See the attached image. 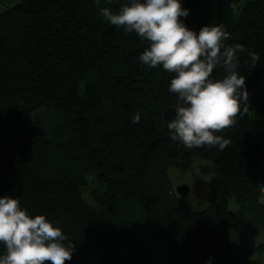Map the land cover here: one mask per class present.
<instances>
[{"label":"trees","instance_id":"trees-1","mask_svg":"<svg viewBox=\"0 0 264 264\" xmlns=\"http://www.w3.org/2000/svg\"><path fill=\"white\" fill-rule=\"evenodd\" d=\"M126 2L20 0L0 11V197L75 242L65 264H264V242L254 253L246 242L264 229V0H180L188 28L223 26V43L243 47L237 71L252 109L216 133L231 141L222 151L170 138L175 74L142 63L148 42L101 15ZM195 158L212 173L215 205L201 210L167 172Z\"/></svg>","mask_w":264,"mask_h":264},{"label":"clouds","instance_id":"clouds-1","mask_svg":"<svg viewBox=\"0 0 264 264\" xmlns=\"http://www.w3.org/2000/svg\"><path fill=\"white\" fill-rule=\"evenodd\" d=\"M101 15L148 42L139 56L142 63L162 65L175 74L168 91L176 94L177 104L165 121L170 138L189 149L224 150L231 141L216 133L248 112L245 76L237 71V53L243 47L223 43L229 38L223 26L205 24L198 32L188 28L180 19L188 15L180 0H128L116 13L105 7ZM251 59L255 65L259 57L253 54ZM217 67L224 70L221 78L212 77ZM139 120L137 113L133 123ZM260 192L257 202L264 204V188ZM0 243L5 249L0 264H65L76 247L45 215L30 216L18 198L8 195L0 197Z\"/></svg>","mask_w":264,"mask_h":264},{"label":"rangeland","instance_id":"rangeland-1","mask_svg":"<svg viewBox=\"0 0 264 264\" xmlns=\"http://www.w3.org/2000/svg\"><path fill=\"white\" fill-rule=\"evenodd\" d=\"M19 1L20 0H0V11ZM205 166H210V162L195 158L186 168L171 167L167 171L170 188L174 193L178 186L182 184L187 185L188 191L183 195H177V197L193 210H201L207 206L215 205L210 188L212 173L203 172L202 168ZM228 207L231 210H236L239 207L234 197L229 199ZM246 242L254 253L256 244L264 242V229L256 230L250 228L246 234Z\"/></svg>","mask_w":264,"mask_h":264},{"label":"water","instance_id":"water-1","mask_svg":"<svg viewBox=\"0 0 264 264\" xmlns=\"http://www.w3.org/2000/svg\"><path fill=\"white\" fill-rule=\"evenodd\" d=\"M251 109H252V104H251V102L249 101V102H248V110H251ZM173 115H174V107H173V106L166 108V110L163 112V121H164L165 129H167V126H166L165 121H166L167 119H171V118L173 117ZM187 191H188V187H187V185H185V184H182V185H180V186H178V187L176 188V193H177L178 195H183V194H185Z\"/></svg>","mask_w":264,"mask_h":264}]
</instances>
